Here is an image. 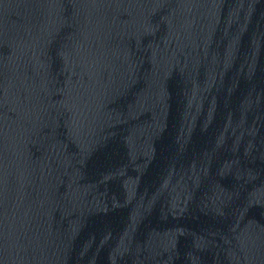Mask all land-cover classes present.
Returning a JSON list of instances; mask_svg holds the SVG:
<instances>
[{"label":"water","instance_id":"water-1","mask_svg":"<svg viewBox=\"0 0 264 264\" xmlns=\"http://www.w3.org/2000/svg\"><path fill=\"white\" fill-rule=\"evenodd\" d=\"M264 160V0H0V264H145Z\"/></svg>","mask_w":264,"mask_h":264}]
</instances>
